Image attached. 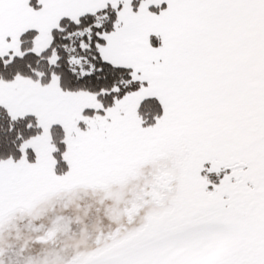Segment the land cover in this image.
Wrapping results in <instances>:
<instances>
[{"label": "snow or ice", "instance_id": "6c2138e0", "mask_svg": "<svg viewBox=\"0 0 264 264\" xmlns=\"http://www.w3.org/2000/svg\"><path fill=\"white\" fill-rule=\"evenodd\" d=\"M114 223L68 236L59 196ZM18 264H264V0H0V225Z\"/></svg>", "mask_w": 264, "mask_h": 264}, {"label": "rangeland", "instance_id": "374dc122", "mask_svg": "<svg viewBox=\"0 0 264 264\" xmlns=\"http://www.w3.org/2000/svg\"><path fill=\"white\" fill-rule=\"evenodd\" d=\"M63 216L68 236L80 237L82 234L91 237L98 230H108L113 226V219L105 214V205L100 202L98 193L80 189L59 196L54 202L41 209L35 222L47 225L53 217ZM31 221L17 215L10 223L0 225V264H18V252L22 245L24 255L36 254L43 245L32 242L35 233L31 230Z\"/></svg>", "mask_w": 264, "mask_h": 264}]
</instances>
